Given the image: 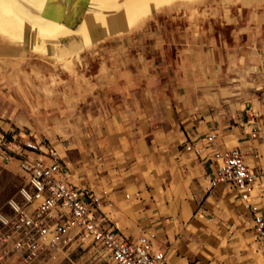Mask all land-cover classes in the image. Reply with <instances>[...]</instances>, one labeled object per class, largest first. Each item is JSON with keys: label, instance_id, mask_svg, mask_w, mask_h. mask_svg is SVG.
Listing matches in <instances>:
<instances>
[{"label": "crops", "instance_id": "obj_1", "mask_svg": "<svg viewBox=\"0 0 264 264\" xmlns=\"http://www.w3.org/2000/svg\"><path fill=\"white\" fill-rule=\"evenodd\" d=\"M198 3L208 5V19L225 25V36L199 26L197 16L174 32V59L163 52L154 73L152 63L142 66L143 74L156 75L157 87L148 80L117 87L127 92L126 123L101 141L116 151L97 165L89 159L74 165L69 178L106 191L99 207L124 235L153 230L168 264H251L230 260L231 239L244 231L243 205L228 187L208 186L207 150L196 153L184 144L214 130L221 145L237 146L249 165L264 163V0ZM256 199L264 206V196ZM216 231H225V260H216Z\"/></svg>", "mask_w": 264, "mask_h": 264}, {"label": "rangeland", "instance_id": "obj_2", "mask_svg": "<svg viewBox=\"0 0 264 264\" xmlns=\"http://www.w3.org/2000/svg\"><path fill=\"white\" fill-rule=\"evenodd\" d=\"M18 1L37 11L26 0ZM198 1L218 0H169L155 6L150 2L147 12L138 19L126 24L121 15L110 28L107 19L122 11L120 3L105 7L94 0H80L72 5L65 23L59 20L70 28L69 32L58 37L44 36L42 48L34 46L37 34L27 19L22 20L19 38H10L0 29V126L10 133L21 132L55 144L69 161L70 174L73 166L85 163V159L97 165L109 156V150L116 151L115 144H103L102 139L115 133L118 123H126L127 104L123 98L127 92L117 87L126 81L144 80L157 87L156 75L143 74L142 66L150 62L149 71H158L163 52L173 60V42H177L174 32L181 33L191 17L200 18L199 26L209 24L225 36V25L208 19L212 17L208 5L195 4ZM190 4H195L192 9ZM81 22L86 38L79 29ZM60 37L70 41L63 46ZM21 184L14 160L0 166V217L11 214L10 198L20 201ZM224 219L217 221L223 229ZM240 222L244 231L231 239L234 243L230 245V260L264 264V251L254 239L248 216L244 214ZM214 236L220 246L216 260H225V231H216ZM0 264L111 262L100 246L87 240L27 258L0 238Z\"/></svg>", "mask_w": 264, "mask_h": 264}, {"label": "built area", "instance_id": "obj_3", "mask_svg": "<svg viewBox=\"0 0 264 264\" xmlns=\"http://www.w3.org/2000/svg\"><path fill=\"white\" fill-rule=\"evenodd\" d=\"M249 134L258 125L252 120ZM200 140L199 146H195ZM184 147L198 153L206 149L209 187L222 184L231 189L243 205L250 229L264 251V163L249 165L237 146L221 145L216 131L210 130ZM14 160L22 177L18 188L20 201L10 198L11 214L0 217L1 241L32 258L70 242L87 240L100 246L111 264H168L165 249L155 245V232L124 235L100 209L106 191L76 184L59 149L48 140L25 133H10L0 126V166ZM258 189L262 192H258Z\"/></svg>", "mask_w": 264, "mask_h": 264}, {"label": "bare ground", "instance_id": "obj_4", "mask_svg": "<svg viewBox=\"0 0 264 264\" xmlns=\"http://www.w3.org/2000/svg\"><path fill=\"white\" fill-rule=\"evenodd\" d=\"M33 5L37 11H32L25 7L18 0H0V29L10 38H19L21 35L22 20L27 19L34 26L37 34L35 47L42 48L43 37H58L69 32L70 28L62 22H66L72 12V5L79 3L80 0H26ZM99 6H112L115 2L121 4L122 11L111 15L107 20L110 28L122 15L126 24L133 22L141 17L151 6L159 5L169 0H94ZM78 10V9H77ZM95 16L97 15L94 14ZM59 20H62L60 22ZM82 30L83 38L86 34L83 31V23L79 27ZM63 46L70 40L60 37Z\"/></svg>", "mask_w": 264, "mask_h": 264}]
</instances>
